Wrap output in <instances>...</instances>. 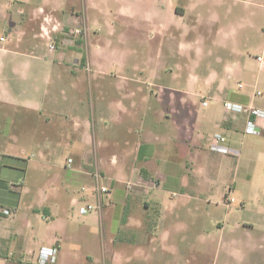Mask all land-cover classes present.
I'll list each match as a JSON object with an SVG mask.
<instances>
[{"label":"crops","instance_id":"0c3cea01","mask_svg":"<svg viewBox=\"0 0 264 264\" xmlns=\"http://www.w3.org/2000/svg\"><path fill=\"white\" fill-rule=\"evenodd\" d=\"M33 1L43 5L25 7ZM125 1L110 9L102 0H19V13L49 7L73 23L83 14L94 35L90 69L78 68L70 54L46 53L36 39L0 47V264H37L41 250L52 248L56 264H130L142 256L146 264H242L252 256L251 264H264V125L261 135H247L248 116L224 108L230 101L264 110V57L254 70L250 62L218 56L224 68L212 69L211 85L203 77L204 85L189 84L156 49L148 66L113 75L101 39L105 24L146 28L156 47V32L172 31L171 0H155L157 10L148 13L140 12V0ZM215 18L211 39L219 47L216 37L227 33ZM216 134L226 138L228 154L210 150ZM128 182L138 185L129 191ZM96 185L111 189L103 203L92 193ZM33 188L38 203L27 199ZM237 199L243 208L236 209L235 227L252 230L244 236L227 235L223 225ZM96 203L98 211L80 213ZM218 206L227 212L212 235L204 226ZM211 243L212 251L205 247Z\"/></svg>","mask_w":264,"mask_h":264},{"label":"rangeland","instance_id":"374dc122","mask_svg":"<svg viewBox=\"0 0 264 264\" xmlns=\"http://www.w3.org/2000/svg\"><path fill=\"white\" fill-rule=\"evenodd\" d=\"M102 1L106 6H110V9L118 8L126 2L125 0ZM66 3L64 2V6H66ZM21 5L22 3L19 0H0V47L7 45L9 41H13L10 43H16L26 39H36L38 47L45 50L46 53H67L72 55L73 59H76L74 61L78 68L88 69V65L90 67L87 61L94 31L89 29L83 14H79L81 19L73 23L67 18L68 15L63 16V13H54L55 19L46 24L47 31H44L41 29V25L45 23L44 18L46 16L54 18L53 13H50L51 8L48 7L46 11L48 13L44 14H35L30 10L19 13L17 11L21 9ZM32 5L38 7L42 6L43 3L33 1L25 7L30 8ZM137 7L142 13H148V10L150 12L157 10L155 0H140ZM66 8L64 7V9ZM216 15L219 18L218 21L220 20L221 28L223 27L222 31H225L227 35H223L219 39L216 37L215 40L219 42V47L215 45V48L211 39L213 32L211 27L217 23ZM62 17H66V21ZM163 18L164 15H161L159 21H164ZM110 19L112 20L113 17L108 18V20ZM166 19L171 22L172 31L170 37L168 34L166 35L165 30L156 32L155 42L157 47L149 42V30H146V28L123 29L118 25L116 29H110L109 25L105 24L103 30H101V39L107 44L105 45L107 49V71L116 75L134 65L148 66L150 61L153 60L155 49L158 58L161 57L164 62L167 61L169 69L178 74H183V77H187L189 84L193 85H204V80L211 85V74L214 67L217 68L218 72H223L224 66L216 61L218 56H222L226 61L250 62L252 68L258 70L256 58L264 57V0H171L167 5ZM57 21L61 22V26ZM160 23L158 25H161ZM76 29L82 30L83 34L77 36L73 32ZM216 30L215 32H217ZM47 32H49V35H47ZM40 34H43V36L36 38ZM150 37H154L153 32H151ZM2 38H6V42H3ZM221 44L222 47H220ZM51 45L56 46L55 51L51 52ZM208 83L206 82L207 85ZM205 89L210 91L211 87ZM259 90L264 94V83L261 84ZM260 99L263 102L264 95ZM207 102L209 105L213 104L212 99H207ZM43 125L41 123V126ZM210 133L212 134V131ZM39 135L40 140L45 142L47 136H43L41 133ZM45 144L50 146L53 142L48 141ZM32 147L34 148L33 145L28 147L29 154L32 153V150H30ZM217 192L219 198L217 203H219L224 191L218 189ZM232 197L236 199L238 197L237 193L233 191ZM27 199L32 203L40 202V191L34 188L31 189ZM232 206L233 209L229 210L231 215L225 220L226 223H223L225 233L228 235L230 232H236L237 236H244L252 232L250 227L244 224L235 227V223L241 220L239 218L241 213H235L236 209L243 208V206L238 199ZM247 208L256 209L258 207L250 204L247 205ZM216 210L212 219L208 220L206 218L204 226V231L212 235L219 232L220 228L217 221L220 219L223 221L227 212L221 206H218ZM0 215L2 214L0 213ZM84 218L86 219L88 216ZM7 219L9 220L5 219V221L11 220L10 218ZM252 235L254 238H258L260 233L257 232V234L253 233ZM239 245V247H243L242 245L245 244ZM215 246L216 244L211 243L205 247L212 251ZM93 256H100V254L95 253ZM206 256L210 255L206 254ZM140 259L139 262L134 261L130 264H146L142 262L144 261L143 256ZM252 261L255 262L254 256L251 257V260L248 259L249 263L244 261L242 264H251ZM121 262L117 264H124ZM207 262H211V259L208 258ZM97 264H102V262Z\"/></svg>","mask_w":264,"mask_h":264},{"label":"built area","instance_id":"2783aa9c","mask_svg":"<svg viewBox=\"0 0 264 264\" xmlns=\"http://www.w3.org/2000/svg\"><path fill=\"white\" fill-rule=\"evenodd\" d=\"M52 20V17L46 16L44 18L45 23H49ZM44 31H47L46 28H42ZM77 36H80L83 34V31L80 29H76L73 31ZM47 35H49V32H47ZM6 38H2V41H5ZM55 45H51L50 49L51 52L55 51L56 48ZM258 60H261V58H258ZM88 69H90L88 65ZM224 108L226 112L230 115H240V114H246L248 116L244 132L247 135H253V136H259L262 134V126L264 125V110L258 109V108H246L243 105L232 103V102H226L224 104ZM226 138L221 134H216L212 138V145H211V151L215 153H221V154H228V149L224 148L222 146V143L225 142ZM137 183L135 182H128L127 187L128 190L131 191L135 187H137ZM158 185L157 181H152V186L156 187ZM89 188L83 187L82 191L87 192ZM111 192L110 187L104 186V185H96L92 189L93 195H95L99 200H101L100 203H103V200L107 196H109ZM234 202V199H228V204H231ZM100 203L96 204H87L83 208H81L80 213L83 215L92 213L94 211H98L101 207ZM5 215H9V211L4 212ZM56 249H43L41 250L38 259L37 264H56Z\"/></svg>","mask_w":264,"mask_h":264}]
</instances>
